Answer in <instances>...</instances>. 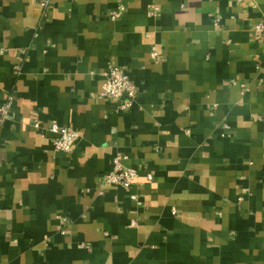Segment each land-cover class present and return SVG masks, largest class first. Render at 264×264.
<instances>
[{
  "label": "crops",
  "instance_id": "crops-1",
  "mask_svg": "<svg viewBox=\"0 0 264 264\" xmlns=\"http://www.w3.org/2000/svg\"><path fill=\"white\" fill-rule=\"evenodd\" d=\"M42 1L0 0V264H264V0ZM116 66L127 112L101 97ZM118 155L131 190L106 184Z\"/></svg>",
  "mask_w": 264,
  "mask_h": 264
},
{
  "label": "built area",
  "instance_id": "built-area-1",
  "mask_svg": "<svg viewBox=\"0 0 264 264\" xmlns=\"http://www.w3.org/2000/svg\"><path fill=\"white\" fill-rule=\"evenodd\" d=\"M42 8L47 11L50 8L51 1L43 0ZM125 7L120 6L117 10L110 12L109 19L112 22L120 20L125 12ZM159 12V8L153 6L149 11V16H156ZM219 21H217V24ZM255 39L260 41L264 40V20H261L255 24L254 27ZM153 60H163L164 56L161 54L157 47H153L151 52ZM22 70L21 65L16 66V73H20ZM234 85L237 82H232ZM244 93L248 92L249 89L245 84H242ZM137 88L130 78L129 72L125 67H111L104 73V82L101 91V97L114 100L118 103V110L120 112H127L131 109L135 98L137 97ZM13 106V98L8 97L3 102H0V128L4 127L9 119L10 112ZM214 107H217L215 105ZM37 129L41 128V124L38 122L35 124ZM48 133L52 136V143L58 153L69 154L73 151L76 144L80 141V134L70 128L61 127L58 124H53L47 128ZM231 126L227 123L222 125L221 137L226 140L233 139V135L230 132ZM187 135L191 134V130L186 131ZM127 156L118 155L112 164V169L107 173L106 184L108 186L120 187L126 190H131L137 185L139 179V173L136 169L128 167L126 161ZM149 180H152V175L148 176ZM134 202L139 200V196L134 194L131 196ZM242 201V198L240 199ZM173 214L177 215V210L173 209ZM58 221L62 226H70L69 218L64 216H58ZM2 225L0 215V227ZM137 225L136 222L132 224L133 227ZM83 246V245H82Z\"/></svg>",
  "mask_w": 264,
  "mask_h": 264
}]
</instances>
